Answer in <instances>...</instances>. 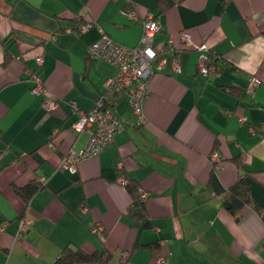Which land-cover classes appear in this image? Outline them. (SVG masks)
Listing matches in <instances>:
<instances>
[{
  "label": "crops",
  "instance_id": "0c3cea01",
  "mask_svg": "<svg viewBox=\"0 0 264 264\" xmlns=\"http://www.w3.org/2000/svg\"><path fill=\"white\" fill-rule=\"evenodd\" d=\"M145 15L159 25L152 46L164 61L149 77L144 121L117 95L114 141L75 171L59 169L62 154L90 136L71 122L116 73L88 47L103 35L136 45ZM182 33L207 49L186 47ZM205 54L215 73L197 72ZM31 73L45 92L30 91ZM46 95L58 106L45 109ZM263 124L264 0H0V264H54L67 243L112 254L75 264H156L159 255L165 264H264L258 211L245 206L236 219L221 204L242 174L240 156L264 214ZM128 178L143 189L139 221L127 214ZM32 181L39 187L25 200L15 188ZM23 215L30 227L15 237Z\"/></svg>",
  "mask_w": 264,
  "mask_h": 264
},
{
  "label": "built area",
  "instance_id": "2783aa9c",
  "mask_svg": "<svg viewBox=\"0 0 264 264\" xmlns=\"http://www.w3.org/2000/svg\"><path fill=\"white\" fill-rule=\"evenodd\" d=\"M129 16L134 17V11L126 12ZM88 26V25H86ZM142 34L139 42L134 46H127L113 40L107 35H103L100 39L94 41L87 51L89 58H104L116 67L115 75L108 80L107 94H103L97 100L96 105L90 111H81L79 116L72 122V128L77 131L83 128H90V136L85 146L79 150L68 149L62 154L57 167L59 169L73 172L76 170L80 161L90 158L100 153L105 147L113 142L114 134L118 126V118L112 109V105L117 95H122L127 99L129 107L136 115L137 123H142V105L145 96L148 93V81L150 75L156 69L161 68L164 59L158 56V51L152 46V38L159 25L153 19L152 15H145L141 20ZM85 28V25H82ZM184 39L183 44L186 47H195L206 50L205 43H194L186 33H182ZM37 61H42L41 57ZM197 67L202 74L215 72V67L209 63L205 54L198 60ZM175 71L180 70L178 61L173 62ZM32 85L30 91L34 94H41L46 91V87L36 73L30 74ZM250 89L258 83L255 75L249 77ZM109 98V104L106 99ZM45 109H53L58 106V100L53 95H46L42 101ZM73 110L75 106L72 105ZM264 129V124L262 125ZM8 151V149H4ZM82 210H85L83 207ZM7 222L4 221L0 225V233L5 231ZM30 227V220L26 216H21L18 221V227L15 237L21 236ZM94 233L102 235L101 227L96 225L93 228ZM128 255L126 250H120L119 256L125 258ZM156 264H165L163 256H158Z\"/></svg>",
  "mask_w": 264,
  "mask_h": 264
},
{
  "label": "trees",
  "instance_id": "16d2710c",
  "mask_svg": "<svg viewBox=\"0 0 264 264\" xmlns=\"http://www.w3.org/2000/svg\"><path fill=\"white\" fill-rule=\"evenodd\" d=\"M162 48L167 49L166 46H163ZM207 57L209 63L215 67V72H216L219 67L215 63V60L213 59V57H210V55L208 54ZM196 70L197 72H200L198 67ZM206 75H208V73ZM106 94H107V90L103 93V95L105 96ZM109 101L110 99L107 98L106 104H109ZM72 122L70 124L71 127H72ZM233 161L236 164V166L240 170H242V174L238 175L237 178L231 184H229V186L226 187L222 192L221 195L222 206L228 212L234 215L236 219H238L242 212V209L245 206L249 205L258 211L259 215L264 221V214L261 211L258 202L255 200V198L253 197L250 191V181H251L250 177L248 176L247 171H243L246 170V167L242 163L240 156L234 157ZM124 184L131 197L130 205L127 208V214L130 217L139 221L142 219L143 216H145L143 189L137 180L131 178L125 179ZM38 187H39L38 184L35 181H32L21 189L16 187L15 190L20 193L22 192V195H24L25 193L24 199L28 200L29 196H31L38 189ZM111 257L112 254L105 246H103V248L101 249H95L91 252H86L76 245L67 243L59 251L54 261V264L91 263L94 261L107 263ZM119 258L122 259V257ZM125 260L126 258L123 261Z\"/></svg>",
  "mask_w": 264,
  "mask_h": 264
}]
</instances>
